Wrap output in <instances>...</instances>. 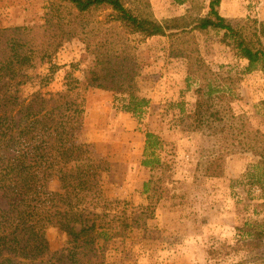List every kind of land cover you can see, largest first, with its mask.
Here are the masks:
<instances>
[{
  "label": "trees",
  "instance_id": "1",
  "mask_svg": "<svg viewBox=\"0 0 264 264\" xmlns=\"http://www.w3.org/2000/svg\"><path fill=\"white\" fill-rule=\"evenodd\" d=\"M136 1L48 0L41 34L23 27L0 30V264H106L109 243L128 237L130 216L106 213L114 210V203L103 199L99 167L85 146L73 141L81 121L82 92L93 89L123 95L127 91L129 73L124 65L133 53L120 31L143 39L187 31L223 33L220 42L238 60L247 61L245 71L264 74V28L250 30L249 36L247 29L228 25L219 13L221 0H210L208 13L195 21L164 22L154 17L148 0H139V5ZM99 12H109L108 22L85 21ZM74 41L85 45L90 59L82 79L67 76L61 92L44 91L59 70L55 59ZM188 61V80L196 88L194 109L187 112L184 104L180 109L190 122L187 129L211 131L221 148L233 142L242 147L245 122L232 108L237 99L233 77L218 75L198 55ZM148 104L131 95L123 109L140 113ZM146 138L144 155L154 158L156 137L149 133ZM256 154L264 162V145ZM207 162L205 176L222 177V159L214 156ZM143 165L153 175L142 193L149 204H157L165 177L164 171L160 176L157 172L165 165L147 158ZM53 179L60 185L57 195L48 191ZM246 228L241 244L208 249L211 263L226 264L227 258L241 255L238 264H264L258 245L264 240V221L248 222ZM52 231L70 239L55 256L51 255Z\"/></svg>",
  "mask_w": 264,
  "mask_h": 264
},
{
  "label": "rangeland",
  "instance_id": "2",
  "mask_svg": "<svg viewBox=\"0 0 264 264\" xmlns=\"http://www.w3.org/2000/svg\"><path fill=\"white\" fill-rule=\"evenodd\" d=\"M182 1L148 0L154 17L162 22L195 21L209 11L210 0ZM47 5L48 0H0V30L23 27L41 34ZM219 13L235 29L249 33L264 28V0H225L224 4L221 0ZM108 15L99 12L85 21L105 24ZM120 32L133 53L124 65L129 73L127 91L123 95L93 89L82 92L81 121L73 137L99 167L103 199L114 203V210L106 213L131 219L128 237L109 243L106 264H214L208 249L221 244L235 247L242 243L248 222L264 221V162L256 154L264 145V74L247 73V61L238 60L220 42L223 33L187 31L143 39ZM84 48L79 41L65 46L55 59L59 70L44 91L61 92L67 76L82 79L90 63ZM197 55L215 73L235 81L237 99L232 108L245 122L242 147L233 142L221 148L211 131L187 129L190 122L180 109L182 104L187 112L195 107L196 84L188 80V60ZM131 95L148 100L142 112L123 109ZM149 133L156 137L153 146L158 144L154 158L144 155ZM214 156L222 159L220 178L205 176L204 167ZM146 158L165 165L157 172V176L165 172L157 204H149L142 193L153 175L143 165ZM48 188L51 195L60 193L57 179ZM142 205L146 207L139 208ZM69 240L67 234L52 231L51 255H58ZM258 245L264 256V240ZM227 259L226 264H238L243 257Z\"/></svg>",
  "mask_w": 264,
  "mask_h": 264
},
{
  "label": "crops",
  "instance_id": "3",
  "mask_svg": "<svg viewBox=\"0 0 264 264\" xmlns=\"http://www.w3.org/2000/svg\"><path fill=\"white\" fill-rule=\"evenodd\" d=\"M225 3V0H223V4Z\"/></svg>",
  "mask_w": 264,
  "mask_h": 264
}]
</instances>
